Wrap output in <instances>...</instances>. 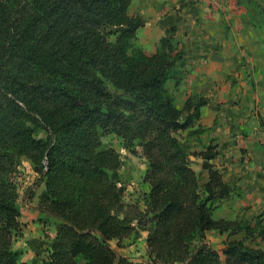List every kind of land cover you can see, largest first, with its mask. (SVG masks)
Instances as JSON below:
<instances>
[{
  "label": "trees",
  "instance_id": "1",
  "mask_svg": "<svg viewBox=\"0 0 264 264\" xmlns=\"http://www.w3.org/2000/svg\"><path fill=\"white\" fill-rule=\"evenodd\" d=\"M130 2L0 0V264H29L15 246L22 157L44 185L37 207L57 219L41 264H145L110 244L138 229L151 264H264L263 218L214 217V202L232 193L211 162L217 151L195 152L207 172L200 184L178 138L208 103L199 95L178 106L166 86L182 77L183 46L171 33L152 52L135 46L144 21ZM109 133L146 159L142 210L123 200L120 154L102 142ZM208 230L226 233L220 250Z\"/></svg>",
  "mask_w": 264,
  "mask_h": 264
},
{
  "label": "rangeland",
  "instance_id": "2",
  "mask_svg": "<svg viewBox=\"0 0 264 264\" xmlns=\"http://www.w3.org/2000/svg\"><path fill=\"white\" fill-rule=\"evenodd\" d=\"M168 1L131 0L129 13L141 15L144 21L133 43L151 52L163 35L171 33L184 52L183 63L179 66L181 79L176 85L173 79L166 83L175 103L182 106L189 96L208 98V103L202 106L200 119L179 131L178 138L200 184L207 179V172L195 152L208 144L217 151L211 162L230 183L232 193L214 202V217L257 215L264 220V171L261 168L264 163V3L261 0H188L189 14L182 22L185 29L172 24L173 20L162 18L167 13L163 10ZM170 28L173 30L169 31ZM211 39L215 45L209 42ZM41 134L39 131L38 135ZM102 142L120 154L124 202L127 206L144 209L148 190L143 180L146 159L125 147L122 138L115 133L104 135ZM37 176L26 157L21 158L12 176L17 186L22 224V235L15 240V246L26 250L32 264L40 262L32 244L44 249V242L55 232L57 222L53 216L36 215L38 194L44 188L43 184L34 186ZM31 190L34 193L30 194ZM146 235L147 229H138L137 234L123 238L120 245L115 239L110 244L119 254L135 262L151 264L146 251ZM242 235L240 232L232 237ZM204 239L220 250L227 238L225 232L208 230ZM192 242L198 244L200 241L195 238Z\"/></svg>",
  "mask_w": 264,
  "mask_h": 264
},
{
  "label": "crops",
  "instance_id": "3",
  "mask_svg": "<svg viewBox=\"0 0 264 264\" xmlns=\"http://www.w3.org/2000/svg\"><path fill=\"white\" fill-rule=\"evenodd\" d=\"M187 1L188 0H169L167 2L166 8L163 10V11H166L167 13L162 18L163 19H167V20L169 19L168 21H172L173 20L172 24H174L176 26L177 25L184 26L185 29H187L186 26H185V23H182V22H184L185 17L189 14V12L187 10L188 9ZM261 1L264 3V0H261ZM209 42L210 43H214V45L216 43V42H214V39H211V41H209ZM208 45L210 46L211 44H207L206 46H208ZM219 45L220 44H218L217 46H219ZM201 46L204 47L202 44H201ZM201 112H202V107H201ZM261 168H262V171H264V163L261 164ZM36 210L38 211V213L36 214L38 216H42V217H49L50 216L51 217V215H49L48 213H46L44 211H41L39 208H37ZM53 235H54V232L49 237V240L47 239L48 241L44 242L45 243L44 244V249L38 248V246L36 248L35 245L32 244V246L34 247L33 252L37 253V257L40 260V262H38V264H41L42 259L46 256L47 251H48L49 246H50V239L52 238ZM34 236H32V237H34ZM31 239H34V238H31ZM45 240H46V238H45ZM45 240L43 239V241H45ZM25 252H26V250H22V258L24 260H26L29 264H32L29 261L30 259L28 258V253H27V256H26Z\"/></svg>",
  "mask_w": 264,
  "mask_h": 264
}]
</instances>
